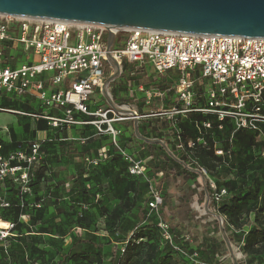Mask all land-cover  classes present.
<instances>
[{
    "label": "built area",
    "instance_id": "2783aa9c",
    "mask_svg": "<svg viewBox=\"0 0 264 264\" xmlns=\"http://www.w3.org/2000/svg\"><path fill=\"white\" fill-rule=\"evenodd\" d=\"M112 32L116 36L125 34L126 39L122 46L115 47L114 44L109 50V32L105 26L1 13L0 112L24 117L34 124L45 121L49 126L47 134L51 137L64 129L91 128L94 131L92 135L78 139L80 147H86L95 137L108 138L111 148L104 147L98 156L87 155L84 164L97 167L113 157L110 151L121 156L132 177L145 179L150 197L148 218L161 210L164 195L157 180L148 176V163L122 146L124 130L118 128L119 123L174 117L178 121L181 116L202 113L218 122L220 130L228 122L233 131L254 134L256 146L264 154V38L142 29L122 31L117 28ZM20 62L23 63L19 65ZM125 62H135L143 67L152 65L160 75L169 71L180 73L174 106L166 111L153 110L145 116L133 110L136 114L132 116L123 110L125 104H118L114 109L101 105L103 101H93L96 94L100 98L105 97L107 80L117 72L121 73ZM193 72L199 74L196 80L191 78ZM200 81L201 86L208 81L211 88L197 93L196 84ZM145 95L150 101L164 97L160 91L145 92ZM20 100H26L30 106L37 102L39 106L28 110H12L3 106L6 102ZM169 121L177 122L175 119ZM212 123L211 120L204 122L203 128L213 129ZM43 141L37 137L27 148L6 151V141L0 134V213L12 206L7 191L9 183L19 186L22 209L29 201L32 172L38 170L44 161ZM197 143L201 145L200 140H188L184 145L179 138L178 150L185 152L186 147L195 150ZM215 155L230 156V152L218 149ZM200 173L210 182L216 203L228 196L225 188H218L212 181L207 170L202 167ZM42 202L31 207L39 209ZM25 217L23 215L21 221ZM1 221L4 220L0 216ZM15 228L13 222L7 228L0 224V248L7 250L10 247ZM158 228L163 242L173 246L194 264H204L197 259V254L187 255L174 243L166 224L160 221ZM75 230L82 235L81 230ZM189 239L190 235L184 241ZM121 249L124 253L125 246Z\"/></svg>",
    "mask_w": 264,
    "mask_h": 264
},
{
    "label": "trees",
    "instance_id": "16d2710c",
    "mask_svg": "<svg viewBox=\"0 0 264 264\" xmlns=\"http://www.w3.org/2000/svg\"><path fill=\"white\" fill-rule=\"evenodd\" d=\"M123 42L117 46H122ZM116 46V47H117ZM140 81V78L137 79ZM122 104L132 106L130 102H123ZM4 106V104H3ZM5 107V106H4ZM12 109V108H9ZM17 110V109H12ZM23 110V109H21ZM153 111L152 109L148 112ZM179 119V118H178ZM211 120L212 128L207 130L208 135H218L220 132H226L240 139L241 136L247 137L248 145L242 151H236L233 156H216L214 150V142H210L209 147L198 145L195 150H190L186 147L185 152L178 150L179 138L184 145H187L188 140L197 142L201 138H204L202 131L206 130L203 128V123ZM179 121V120H178ZM37 128L40 129L43 121H38ZM46 123V122H45ZM132 122L131 126H133ZM224 129L220 130L219 123L208 116L198 113L189 114L188 120L185 122H177L176 124L171 121H161L158 118L145 119L140 122L138 127L139 135L143 139L157 138L159 132L163 129H170L172 136V143H169L168 147L160 145H150L149 150L151 152L152 161H150L148 167V176L155 178L158 182V186L162 194L164 195L163 205L161 207L160 220L167 225L172 234L173 241L178 245L185 254L193 255L197 254V259L202 263L207 264H220L219 259L222 255V245L225 244V239H219L221 235L222 226L224 233L226 234L228 241L231 245L239 246V256L242 262L248 259L249 264H264V168H260L252 179L246 175L245 168L238 169L235 161L241 159L242 154H248L255 148V135L247 133L245 131H233L230 124L227 122L224 125ZM46 128V127H45ZM133 128V127H132ZM48 129V128H47ZM89 129V128H87ZM28 130V127H26ZM37 132V129L33 133ZM36 134V133H35ZM134 141L142 142L138 138V135L132 134ZM172 144V145H170ZM7 142H5V148ZM234 144L231 145V147ZM258 147V146H256ZM26 148L21 146L20 148ZM16 150V149H15ZM258 150L261 153L260 148ZM229 151V150H228ZM193 152V156L190 153ZM86 152H79L77 148L72 153V157L80 158L85 157ZM111 159L104 161L109 164L112 168L118 167L121 172L124 173L127 179V185L121 193L122 205L109 210L107 207L102 208V216L106 217L107 223L115 225L122 221V208L125 207L128 212H132L136 208L139 202H144L145 205L138 209V214L135 216L136 227L134 232H125L124 229H113L110 236V244L114 246V255L111 259L113 264H194L191 260L186 259L182 254L175 251L173 246L163 242L162 232L158 228V223L151 224V218H148V203L150 197L148 195V186L146 185L145 179L141 177H132L128 170V164L123 161L120 162V157L115 155L113 151H110ZM231 158L234 160L232 161ZM109 162V163H108ZM230 163L227 167V163ZM45 160L42 166L45 164ZM89 165V164H88ZM202 165L207 168V172L216 171L215 178L218 179L217 187L225 188L228 196L224 198L220 203H216L213 200L214 191L211 189L210 182L206 181V190L199 193V186L193 189L191 186L182 184L184 178L188 176L194 167L195 170L200 173ZM221 165L222 169L217 171V166ZM94 171L97 167L91 166ZM79 175L74 183L72 190L73 192L80 195L85 204H88L89 199L87 192L85 191V178L87 173L82 170L81 165H78ZM48 169V168H47ZM205 169V168H204ZM206 170V169H205ZM235 170V171H233ZM235 173V178L230 179L232 173ZM42 176H40L41 178ZM230 179V180H229ZM120 184L119 178L114 181V189H118ZM12 184H8L9 196H12ZM32 195L29 201L21 208L18 203L11 200L12 206L6 208L0 213V216L4 221H13L16 224V228L20 227L22 223L21 216L23 214L34 215L38 209L32 208L31 205H35L43 201L41 208L44 206V200L35 198L33 185L31 184ZM133 194V198L129 195ZM200 194L198 204L200 208L206 202L207 196L210 197L208 212L205 211V219L214 220L212 225L208 223L200 224L203 227V231L200 232L193 227L192 224L196 222V218L199 214L198 210H195L192 205L194 202V196ZM11 198V197H10ZM253 216L252 226L248 232H244V227L250 222L251 216ZM245 216V218H244ZM222 218L223 225L220 226L219 218ZM71 229L85 230L86 236L76 235L74 238L70 234H65V239H70L72 242L71 248L56 264H105L103 260L105 250V239L100 238L97 234H92L89 230L90 216L88 213H84L77 221L71 219L68 220ZM131 222L128 220V224ZM150 223V224H147ZM15 228V231L17 230ZM209 230H212V235L209 237L207 234ZM190 234V239L184 241V239ZM133 237L128 241L129 237ZM13 246L11 241L10 247L4 249L3 264L16 263L18 261L17 256H13L8 253V250ZM125 246V252L120 255L121 248ZM2 248V247H1ZM3 249V248H2ZM136 252V253H135ZM10 262L7 263V260ZM236 264H239L237 257H234ZM238 261V262H237Z\"/></svg>",
    "mask_w": 264,
    "mask_h": 264
},
{
    "label": "rangeland",
    "instance_id": "374dc122",
    "mask_svg": "<svg viewBox=\"0 0 264 264\" xmlns=\"http://www.w3.org/2000/svg\"><path fill=\"white\" fill-rule=\"evenodd\" d=\"M125 39V34H119L118 36H116L115 47L119 43L123 42ZM22 63L23 62H20L19 65H21ZM130 64L131 65L129 66V69L137 70L141 67L140 64L135 62ZM145 72L146 73H140L138 75L139 78L146 79V75H148V80H150V77L160 75L157 72L156 68L152 65L147 66V70ZM161 76L162 75H160V77ZM180 76L181 74L178 72L169 71L165 76L162 77H165V79H179ZM198 77L199 74L197 72L191 73L192 79L196 80ZM111 84H113V81L111 82ZM210 88L211 85L208 81L205 82V86H201V81L196 84L197 93H200V91L208 90ZM93 101H96V103L104 101L108 104L107 98H100L99 94H96L93 97ZM4 106L6 108H12L17 110H27L29 109L28 106L30 105L26 104V100H20L17 102H6L4 103ZM38 106L39 103L36 102L30 107L35 108ZM167 106L168 105H163L160 103L158 105V111L168 110L169 107ZM180 107L181 106H179L178 108ZM145 109L149 111L151 110V107H146ZM145 109L142 105H138L133 108L134 111L136 110L142 116L149 114ZM188 118L189 115H184L181 116L178 120L181 122H185L186 120H188ZM173 119H175V122L177 121L176 117L168 119L166 118L163 120ZM30 121L31 120L15 114L0 112V134L8 144H12L16 140H22L23 143L21 144L25 146L26 143L33 142L38 137L36 132L35 134L29 131L27 123H29ZM117 126L118 128L120 127L125 129L128 126H131V121L119 123ZM26 127H28V130H26ZM73 130L76 131V128H73ZM22 131L25 134L20 138L19 135ZM38 133L39 138H45V134H47L46 132L42 131H39ZM202 134L204 135V138L200 139L199 144H207V146H205L209 147L211 145L210 142L213 141L215 144V150H229L231 157L236 151H242L248 145V139L244 136H241L240 139H237L235 136L234 138H232V136L227 134L226 132H220L216 136H209L207 130L202 131ZM130 135L131 134L126 135L127 142L128 140H130ZM152 139L156 140V138ZM232 144H234V146L231 147ZM42 149V154L45 156V162L48 165L52 166V168L50 169L51 173H48V175H46V178L50 179L51 182H55V184L51 186L54 188L52 190L45 191L44 195L47 198L46 204L42 208H39L38 211L34 213V215L27 214L26 219L22 221L20 227L16 228L17 230L15 231V237L12 238L13 246L10 250H8V253L12 254L13 256H17L18 261L16 263H12L10 262V259H8L7 263L10 262V264H56L57 261L68 252L73 242V240H67L63 236L65 234H71L74 238V236L79 235L78 231L74 230V227H76V225H74V227L71 229L68 220L71 219L73 221H77L82 215H84V213H88L91 222L89 230L92 234H97L100 238L105 239L104 244L106 247L104 250L103 260L105 264H113V262H111V259L114 255L115 249L114 246L110 244V236L112 230L114 228H120L124 229L125 232H134L136 230L135 227L137 225L135 216L138 214V209L143 207L145 203L139 202L138 206L134 208L132 212H128L126 208L123 207L122 221L116 223L115 225L108 224L106 217L102 216L101 211L102 208L105 207H107L111 211L122 205L121 193L127 185V179L125 178L124 173L121 172V169H119L118 167L112 168L109 164L104 163V165H101L100 167L98 166L96 171H94L91 165H83L80 161L82 170L87 173V176L85 178V191L87 192L89 202L88 204H85L80 195L73 192L72 190V187L79 175V169L77 168L78 165H74L71 168L70 166H67L68 159L64 155L59 153L60 150L58 147H53L52 144L42 146ZM259 152L260 151L258 150V147L255 146V148H252V150L248 152V154H242V152H240L243 157L235 161L240 171L242 170L241 168H245L246 175L249 176L250 179L254 177V175L260 168H264V154H260ZM193 154L194 153L191 152L190 156H193ZM231 160L233 161L234 159L231 158ZM229 164L230 163L228 162L226 166L230 167ZM202 167L207 170L205 166L202 165ZM220 169H222L221 165L217 166V171H219ZM194 172L195 168L193 167L192 173H190L184 178L182 184L186 185L189 183L191 186H193L194 182H196V185L201 187V184L202 182H204V179L199 177L198 174ZM208 173L212 181L217 185L218 179L215 178L216 171ZM230 177V179L235 178V173L233 172L232 176ZM117 178H119L120 184L119 188L116 190L114 189V181ZM31 182L33 187L38 186V184L41 182L39 171L35 170L34 172H32ZM55 185L58 186L55 187ZM12 191V196L10 197L14 199V201H18V195L20 193L19 186L13 185ZM129 196L130 198H133V194ZM199 198L200 194L194 196V202L192 207L195 210H198L199 214L196 218V222L193 223L192 226L196 227L198 231L202 232L203 227H201L200 224L208 223L212 225L214 223V220L212 217L211 219H208V221L205 219L204 212L207 210H205V204L202 208H200L198 204ZM161 212L162 211L160 210L159 212H154L151 218V224L159 223L161 221ZM253 216L254 214L251 216L249 224L244 227L245 233L248 232L252 226L251 224ZM128 220L131 222L130 224H128ZM82 232L83 237H85L87 232L85 230H83ZM188 235L190 234L188 233ZM211 235L212 230H209L207 236L210 237ZM218 237L219 239L224 238L223 233H221V235H219ZM121 251L122 249L119 252L120 255L122 254ZM238 256L239 246L229 245L226 242L222 245V255L220 258H218L219 263L236 264V260L234 259V257H237L239 264H249L248 259L247 261L245 260L243 263L241 258H238ZM3 257L4 249L0 248V264H3Z\"/></svg>",
    "mask_w": 264,
    "mask_h": 264
},
{
    "label": "water",
    "instance_id": "95a60500",
    "mask_svg": "<svg viewBox=\"0 0 264 264\" xmlns=\"http://www.w3.org/2000/svg\"><path fill=\"white\" fill-rule=\"evenodd\" d=\"M71 21L108 28L107 48L113 49L116 35L122 31L142 29L210 36L264 38V0H0V14ZM119 70V68H118ZM117 75L107 80L105 97L117 109L108 93ZM135 116L134 112H127ZM134 130L138 137L139 122ZM145 140V139H143ZM148 142L156 140H147ZM205 190H206V179ZM210 197L207 196L205 210ZM220 226L223 225L219 218ZM225 242H230L224 233Z\"/></svg>",
    "mask_w": 264,
    "mask_h": 264
},
{
    "label": "crops",
    "instance_id": "0c3cea01",
    "mask_svg": "<svg viewBox=\"0 0 264 264\" xmlns=\"http://www.w3.org/2000/svg\"><path fill=\"white\" fill-rule=\"evenodd\" d=\"M130 65H131L130 62H125L124 66L122 67V72L121 73L117 72V74H116L117 78L115 80H113V84L109 85V88H108L109 94H110L111 98H113L116 105L121 104L123 102H130L133 104L131 106L132 108H135L138 105H142L144 107V109L146 107H151L152 110H159L158 105L160 103L163 105L164 104L168 105L167 107H169V108L174 106V102L176 101V97H177L175 94V87L177 85L178 79H174V78L165 79V77H162V76H165L167 74L166 73V74H163L161 77H160V75H157L155 77H150V80H148L149 77H148V75H146V79L140 78L141 82H139V81H137V79L139 78L138 75L140 73H146L145 71L147 70V66H145V67L141 66L140 68L137 69L138 70L137 71L135 69H129ZM170 72H175V71H170ZM116 75H114V76H116ZM114 76H111L110 78H113ZM141 89H143L144 92H141ZM151 91H153V92L160 91L164 94V97L163 98H154L150 101L148 99V97H146L145 92H151ZM27 103L28 102L26 101V104ZM102 104L107 106V107H110L104 101L101 103V105ZM153 106H156V107H153ZM28 107L30 109V106H28ZM149 111H147V112H149ZM162 121H164V120H162ZM43 122L44 123L40 124L41 128L38 129L37 125L39 122H37V124H34L33 122L31 123V121H30L29 123H27V125L29 127V131L33 132L34 130L37 129L36 133H37L38 137H39V133H38L39 131L47 133L49 126L47 123H45V121H43ZM131 124H132V122H131ZM134 126H135V124H133V126H128L125 129L121 128L122 130H124V134L122 135V138H121L122 146L126 147L130 153H133V154H135V156L140 157L139 158L140 160L147 162L149 165L150 161H152V157H151V152L149 150V146H147V144H150V145L154 144V145H160V146L168 147L169 146L168 144L172 143V141H173L172 136H171V131H170V129L161 130L159 132V136L156 138V141H152V142H148L147 140H151L153 138V136L151 138H147L145 140L138 137L140 140H142V142H139L137 140L134 141L132 139V134H135V135L137 134L136 130H134ZM93 133H94V131H92L91 128H89V129L86 128V130H80V129L76 128V131H74L73 128H70V129H64L62 131H58V133H56L53 137H51L48 134H45L46 137L41 138L44 140L42 145H41V149H42V146L52 144L53 147L54 146L58 147L60 150L59 153L64 155L68 159L67 166H70V168L73 167L74 165H81L80 161L83 165H86V164H84V158L83 157H80V158L72 157V153H73V151H75V148H77L79 152H81V151L86 152V154H85L86 156L87 155L98 156L100 151L103 150L104 147L111 148L109 146L110 145L109 139L104 138V137L103 138H96V137L92 138L86 147H80L78 145V139L83 137V135H92ZM24 134L25 133L22 131L19 135L20 138ZM128 134H131V135L129 138L130 140H128V142H127L126 135H128ZM21 143H23L22 140L21 141L16 140L12 144L7 143L5 150L6 151H14L15 149L23 146V144H21ZM30 143L31 142L26 143V145L24 147L27 148ZM170 145H172V144H170ZM42 153H43V149H42ZM44 158H45V156H44ZM119 159H120V162H122V158L120 157ZM51 168H52L51 165H48L47 163L44 164L42 169H40V176H42L41 182L38 184V186L33 187V190L35 193V198H37L38 201L44 200V205L46 204V201H47V198L44 195L45 191L52 190L54 187H51V186L53 184H55V182H51L50 179L46 178V175H48V173H51V170H50ZM191 172H192V170H191ZM194 173L198 174L199 177L204 179L203 175L199 174L196 170ZM203 181L204 182H202L201 187L198 190L199 193L203 192V190H205V180H203ZM186 185L191 186L189 183ZM56 186H58V185H55V187ZM191 187L193 189H195L196 188V182H194V185ZM9 199H12V198L9 197ZM12 200H14V199H12ZM21 202H22V196H21V193H19L18 201L15 200V203H18L20 205ZM206 203L207 202H205V206H206ZM23 215H25L27 217L26 214H23ZM21 217H23V216H21ZM26 217L24 219H26ZM68 240H70V239H68Z\"/></svg>",
    "mask_w": 264,
    "mask_h": 264
},
{
    "label": "bare ground",
    "instance_id": "6f19581e",
    "mask_svg": "<svg viewBox=\"0 0 264 264\" xmlns=\"http://www.w3.org/2000/svg\"><path fill=\"white\" fill-rule=\"evenodd\" d=\"M123 110H125V111H127V112H132V111H133V108H132L131 106L125 105V106L123 107ZM0 224H1V226H2L3 228H7V227L10 226V222H8V221H7V222H6V221H1Z\"/></svg>",
    "mask_w": 264,
    "mask_h": 264
}]
</instances>
